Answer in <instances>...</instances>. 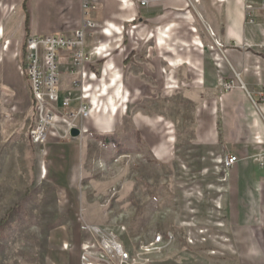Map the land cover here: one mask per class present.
<instances>
[{"label": "rangeland", "instance_id": "374dc122", "mask_svg": "<svg viewBox=\"0 0 264 264\" xmlns=\"http://www.w3.org/2000/svg\"><path fill=\"white\" fill-rule=\"evenodd\" d=\"M4 1L0 264H83L85 225L115 233L135 264H244L225 225L227 154L221 142L202 143V133L207 134L201 131L211 124L201 115L202 101L174 84L177 91L170 96L139 104L125 97L112 102L114 88L97 99L95 114L103 116L104 109L108 116L115 113L111 129L50 141L77 143L79 154L83 141L92 140L86 163L79 157L67 163L57 154L47 157L30 140L35 116L30 85L17 57L25 37L20 40L15 0ZM67 79L60 77L62 89H68ZM158 237L163 242L157 243Z\"/></svg>", "mask_w": 264, "mask_h": 264}, {"label": "crops", "instance_id": "0c3cea01", "mask_svg": "<svg viewBox=\"0 0 264 264\" xmlns=\"http://www.w3.org/2000/svg\"><path fill=\"white\" fill-rule=\"evenodd\" d=\"M15 5L20 40L69 37L85 21L94 24L86 30L85 49L98 48L99 56L80 67L67 51L60 58L61 77L68 78L61 94L76 105L81 92L73 82L83 74L96 105L83 123L86 134L114 126L108 109L95 115L97 99L114 88L116 101L122 89L127 101L139 104L172 95L178 84L202 101L201 115L211 122L201 131L207 134L202 143L221 142L225 153L238 159L224 174L228 237L244 264H264V0H15ZM231 82L235 88L225 91L223 85ZM91 141H83L79 154L77 143L36 147L63 163L78 157L86 163Z\"/></svg>", "mask_w": 264, "mask_h": 264}, {"label": "built area", "instance_id": "2783aa9c", "mask_svg": "<svg viewBox=\"0 0 264 264\" xmlns=\"http://www.w3.org/2000/svg\"><path fill=\"white\" fill-rule=\"evenodd\" d=\"M143 6L147 2H142ZM88 9V4H85ZM252 8L248 7V11ZM88 13H86V16ZM250 22L254 18L249 14ZM94 27L91 21H85L83 27L76 30L72 36H38L27 37L20 46L17 54L18 69L26 76L30 85L35 124L30 129L29 136L33 145L49 144L51 140L69 141L77 137L73 131L79 132L78 137L87 133L83 123L91 117L96 108L89 99L84 87L83 74L80 81L73 82V88L81 92L78 103L69 95L61 94L60 58L63 51L70 55L72 63L80 67L99 56L98 48L89 53L85 49L86 30ZM216 46L221 44L215 41ZM235 83H225L223 89L230 91ZM76 100V101H77ZM238 162L236 156L227 154L223 163L227 173ZM81 260L83 264H135L136 261L124 248L118 236L101 227L85 225L82 229ZM157 243L163 242V237L157 238ZM102 258L95 262L94 255Z\"/></svg>", "mask_w": 264, "mask_h": 264}, {"label": "bare ground", "instance_id": "6f19581e", "mask_svg": "<svg viewBox=\"0 0 264 264\" xmlns=\"http://www.w3.org/2000/svg\"><path fill=\"white\" fill-rule=\"evenodd\" d=\"M1 33H2V29H0V34H1ZM9 44H10V42L7 43V48H6L5 50L8 49ZM118 93H119V94H118ZM117 94L119 95V97H118L119 99H123V100H124V95H123L122 90H121V91L118 90ZM111 101H112V102L116 101V98H114V97L112 98V97H111ZM113 105H114V104H113ZM112 108H114V106H112ZM114 109H116V108H114ZM112 114H113V113H112ZM112 114H111V115H112ZM114 114H115V113H114ZM114 114H113V115H114Z\"/></svg>", "mask_w": 264, "mask_h": 264}, {"label": "water", "instance_id": "95a60500", "mask_svg": "<svg viewBox=\"0 0 264 264\" xmlns=\"http://www.w3.org/2000/svg\"><path fill=\"white\" fill-rule=\"evenodd\" d=\"M73 136H74V137H78V136H79V132H78L77 130H74V131H73Z\"/></svg>", "mask_w": 264, "mask_h": 264}]
</instances>
